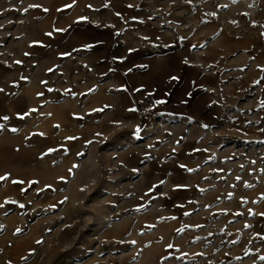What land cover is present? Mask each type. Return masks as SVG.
I'll return each instance as SVG.
<instances>
[{
  "label": "rangeland",
  "instance_id": "rangeland-1",
  "mask_svg": "<svg viewBox=\"0 0 264 264\" xmlns=\"http://www.w3.org/2000/svg\"><path fill=\"white\" fill-rule=\"evenodd\" d=\"M0 89V264H264V0H0Z\"/></svg>",
  "mask_w": 264,
  "mask_h": 264
},
{
  "label": "snow or ice",
  "instance_id": "snow-or-ice-1",
  "mask_svg": "<svg viewBox=\"0 0 264 264\" xmlns=\"http://www.w3.org/2000/svg\"><path fill=\"white\" fill-rule=\"evenodd\" d=\"M105 6H107V5H105ZM30 7H39V6L38 5H31ZM68 7H71V5H69ZM89 7H91V6H89ZM129 7H131V5H129ZM25 11H27V10H25ZM45 11H48V9H45ZM119 15H120V13H117V16H119ZM210 15H215V13H210ZM81 19H86V18H81ZM56 31H63V30L62 29H56ZM47 35H51V33H47ZM88 47H91V46H88ZM17 63H20V62L17 61ZM257 83H259V81H257ZM49 90L51 91V89H49ZM0 91H3V89H0ZM40 95H42V94H40ZM163 102L164 101H157V103H163ZM32 111H36V110L32 109ZM21 118H23V117H21ZM3 119L7 120L8 117H3ZM2 127H3V125H0V128H2ZM56 127H59V126L57 125ZM12 131H17V130L16 129H12ZM41 135H43V134H41ZM189 171H192V170L189 169ZM6 178H7L6 176L5 177H0V180H4ZM13 183H20V182L19 181H13ZM33 183H35V182H33ZM6 203H16V201H6ZM0 207H3V205H0ZM20 207H23V205H20ZM237 214L239 215V213H237ZM262 215H264V214H262ZM17 231H19V229ZM133 243H135V242H133ZM169 246L171 247V245H169ZM262 259H264V257H262Z\"/></svg>",
  "mask_w": 264,
  "mask_h": 264
}]
</instances>
